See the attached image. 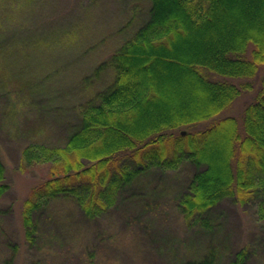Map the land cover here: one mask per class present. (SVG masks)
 <instances>
[{
  "label": "trees",
  "instance_id": "16d2710c",
  "mask_svg": "<svg viewBox=\"0 0 264 264\" xmlns=\"http://www.w3.org/2000/svg\"><path fill=\"white\" fill-rule=\"evenodd\" d=\"M143 1L147 17L94 71L99 76L111 68L113 82L78 107L66 142L32 143L23 150L24 163L52 164L49 177L22 204L24 239L30 246L40 243L44 223L63 226L53 210L56 202L69 204L81 221L95 223L143 177L184 164L194 173L177 202L188 224L212 232L214 211L225 200L258 204L264 218V76L241 121L221 117L253 90L264 66V0ZM131 25L130 20L119 33L126 34ZM178 74L179 88L201 86L205 103L201 93L189 89L183 100L165 96L170 86L176 91ZM33 79L26 81L31 94ZM20 80H26L24 71ZM215 158L223 162L216 169ZM10 188L0 151V198ZM142 196L125 195L144 207L156 203ZM11 251L3 264L16 263L17 247ZM248 258L246 249H240L225 261L216 247L175 264H247Z\"/></svg>",
  "mask_w": 264,
  "mask_h": 264
},
{
  "label": "rangeland",
  "instance_id": "374dc122",
  "mask_svg": "<svg viewBox=\"0 0 264 264\" xmlns=\"http://www.w3.org/2000/svg\"><path fill=\"white\" fill-rule=\"evenodd\" d=\"M147 13L143 0H0V151L11 185L0 198V264L14 246L15 264H175L216 247L225 261L246 249L247 264H264V218L258 204L223 201L214 211L210 233L183 220L177 199L194 173L189 164L167 173L154 171L126 191L129 196L142 192L148 203L155 199L153 206L130 202L125 194L111 213L86 223L69 204L56 202L53 210L63 226L44 223L37 246L24 239L23 201L49 177L52 164L24 163L23 150L32 143L66 142L69 129L77 123L78 107L113 82L111 68L99 76L95 69L131 36ZM130 20L128 32L119 33ZM23 71L26 80L19 82ZM180 76L175 77L176 91L170 86L165 96L183 100L189 89L201 93L205 103L201 86L186 83V90L179 88ZM263 76L264 66L253 80V90L243 93L221 117L241 121ZM31 77L33 94L26 87ZM221 164L215 158L214 168Z\"/></svg>",
  "mask_w": 264,
  "mask_h": 264
}]
</instances>
